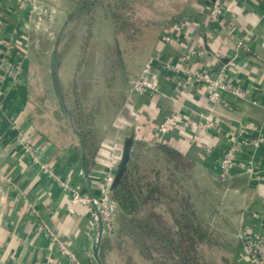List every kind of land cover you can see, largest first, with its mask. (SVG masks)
Segmentation results:
<instances>
[{"label": "crops", "instance_id": "crops-1", "mask_svg": "<svg viewBox=\"0 0 264 264\" xmlns=\"http://www.w3.org/2000/svg\"><path fill=\"white\" fill-rule=\"evenodd\" d=\"M181 2L179 10L167 16L166 27L160 29V37L152 48V56L157 63L175 66L173 69L163 68L162 71L166 77L161 80L160 89L168 96H134L128 89L113 121L110 120V128L100 136L93 165L86 172L82 166L78 141L70 134L56 136L51 131L46 115L37 112L35 97L40 92H46L38 90L32 81L27 56L23 58V70L15 76L17 80L6 71V67L18 58L19 46L25 43L22 36L26 32L20 28V24H24L27 16V9H23L25 5L21 4V0L15 4H7L6 1L4 8L7 11L0 14V264H73L60 253L42 223L48 225L69 246L82 264H97L92 248L99 227L94 223L88 208L82 203H71L69 188L59 185L49 173L32 162L16 138L19 131L31 134L41 154V162L54 175L87 197L101 194V182L110 156L114 152L119 154L128 135H132L131 151L133 141L144 143V146L156 143L171 146L192 163L189 171L190 187H193L194 182L199 185V179H205L209 193L219 201L210 208L211 224L218 226L224 217V221L234 227L235 248L229 254L230 264H249L238 232L243 229L264 231V182L233 170L226 179L237 178L235 185L226 184L216 189L212 184L217 179L216 159L229 134L240 126L255 133H264V0ZM212 2L223 7V13L214 22L207 17ZM39 15H43L40 10ZM71 22L58 46L57 78L60 86L65 80L59 71L62 66L75 68L77 65L69 56H73L70 47L79 32L78 18L72 16ZM165 34H169L173 40L161 42L160 38ZM244 37L249 49H238V58L234 60L230 71L232 80L247 90L255 102L227 97L230 104L226 107L216 106L213 113L218 124L216 129L201 132L195 139L196 130L191 124L194 121L188 115L189 127L180 125L171 134L159 138L156 127L162 112L176 109L185 115L189 110H210L203 87L178 86L177 82L184 78L183 70L219 68L220 64L228 63L234 55L235 40ZM186 50L194 53L181 64V57ZM176 64L183 70H179ZM48 73L51 76L49 70ZM27 83L32 85V92L27 89ZM50 87L55 96L52 80ZM46 97L50 98L48 94ZM239 157L240 161L251 160L256 169L264 173V144L258 149H243ZM159 211L163 220L170 224L164 206ZM115 213L118 210H114ZM107 237L104 234L102 236L99 258L102 241ZM116 250V245L105 247L101 262L109 264V258L117 257Z\"/></svg>", "mask_w": 264, "mask_h": 264}, {"label": "trees", "instance_id": "trees-1", "mask_svg": "<svg viewBox=\"0 0 264 264\" xmlns=\"http://www.w3.org/2000/svg\"><path fill=\"white\" fill-rule=\"evenodd\" d=\"M85 1L88 7L79 9L76 15L87 14L88 37L91 26L96 22L95 11L98 7L108 12L116 35L123 34L129 41H135L137 35L147 33L148 29L164 28L168 22L167 17L138 19L133 16V12L129 16L126 15L125 10L134 9L132 0ZM121 9L124 11L121 12ZM178 10L176 6L171 12L176 13ZM62 37L63 33L60 40ZM115 55L113 63L104 69L106 72L104 81L107 87L114 79L115 70L118 66H122L118 47ZM81 64L86 66L87 63L84 64V61L79 63L77 71ZM51 65L56 69L57 86L66 112L62 111L57 99L52 104L43 92L36 95L35 108L37 112L46 115L50 121L51 131L56 136L70 134L75 141H78L82 166L88 172L93 165L100 141V132L95 126L97 115L100 113L98 108L100 97L97 98V102L87 107L83 96L88 97L89 92L84 95L79 92L78 80L71 82L72 94L69 97L64 93L57 78L58 50ZM27 89L32 92V85L27 83ZM122 100L123 97L120 104ZM120 104L117 105V109ZM67 113L71 116L78 135L72 132ZM191 167L192 163L169 145L156 143L152 146H144V143L133 141L127 169L119 181L111 187L114 210H118L122 222L132 231L133 242L142 256L153 264H230L229 254L235 248L234 227L224 221L222 216L218 226L211 224L207 219L205 210L199 203V193L202 192L205 197L208 195L212 197L208 204L210 208L219 201L195 182L192 184L193 187H190ZM237 180L235 177L216 179L212 185L219 189L226 184L235 185ZM161 206H164V211L170 217V224L163 220L159 211ZM107 246L105 239L101 244V259H103L102 250Z\"/></svg>", "mask_w": 264, "mask_h": 264}, {"label": "rangeland", "instance_id": "rangeland-1", "mask_svg": "<svg viewBox=\"0 0 264 264\" xmlns=\"http://www.w3.org/2000/svg\"><path fill=\"white\" fill-rule=\"evenodd\" d=\"M6 1L7 4L9 2L10 4H15L17 0H0V14L3 11H7L4 8ZM39 1L40 3L37 0H27V4L29 2L33 7L29 8L30 11L25 18L26 20H24V24H20V28L26 32L22 38L27 44L25 53H27L26 56L29 60L31 79L37 85L38 90L45 91L49 95L50 98L48 100L54 104L56 96L53 95L51 90V76L48 73L52 62V47L66 15L75 11L82 0ZM132 3H134V9L132 11L131 9L125 10L126 15L129 16L133 12V16L138 17V19H143V17L159 19L170 15L171 11L175 10V7L182 2L181 0H132ZM41 4L43 5L42 7H40ZM120 8L118 7V9ZM12 10L8 11L14 12ZM39 10L43 15H39ZM120 11L123 12L124 10L121 9ZM95 15L96 22L91 26L90 36L88 37L89 34L87 35L86 33L88 30V26H86L87 14L82 13V16H79L75 13L74 18H78L79 22L77 26L79 32L74 44L71 46L72 49L70 47L73 56H69V58L77 63L75 65L76 69L72 66L66 68L62 66L59 71L65 79L61 87L69 97L72 94L71 82L74 80L79 81L80 90H78L79 92L81 91V94L84 95V93L89 92L88 97L82 95L87 107L97 102V98L100 97V101H98L100 103L98 107L100 113L97 115L95 126L99 129L101 136L104 131L110 128V120L113 121L121 98L123 97L124 99L126 97L125 93L130 89L132 82L140 76L145 63L150 57L154 58L152 56V48L156 39L160 37V28L148 29L147 33L137 35L135 41H129L125 39L123 34L116 35L109 14L104 8L98 7ZM35 16L37 17L36 19ZM71 21L72 18L67 25L68 29L72 24ZM48 26L51 28L48 29ZM66 33L64 36H66ZM61 41L63 40H60L59 44ZM117 47L122 58V66H118L115 70L114 79L111 85L107 87L104 81L106 73L104 69L113 63ZM82 61L87 64L86 66L81 64L79 71H77L78 64L82 63ZM198 181L202 189L208 190V184L205 179H199ZM198 198L199 203L205 210V216L210 219L212 215L208 204H210L211 196L205 197L200 192ZM121 219L120 213H115L112 232L110 235L104 234L108 236L106 239L108 245H116L118 250H116L117 257L115 259L109 258L108 263L153 264L142 256L139 248L133 242L132 231Z\"/></svg>", "mask_w": 264, "mask_h": 264}, {"label": "built area", "instance_id": "built-area-1", "mask_svg": "<svg viewBox=\"0 0 264 264\" xmlns=\"http://www.w3.org/2000/svg\"><path fill=\"white\" fill-rule=\"evenodd\" d=\"M21 4L25 5L23 9H27L28 13L30 11L29 8L33 7L29 4V2L27 4V0H21ZM27 11L26 14L28 15ZM222 13V5L212 2L208 7V20L214 22ZM172 40L173 39L169 34L162 35L160 38L161 42H171ZM19 48L20 50L18 49L19 51L17 52L18 58L15 59V62H13L12 65L6 67L7 73L14 78L23 70L22 62L23 58L26 56L25 50L27 48V44L23 43L19 46ZM235 48L236 50L234 55L230 57L229 62L226 64H220L219 68L214 70L210 68H189L187 70H183L179 67V64H176L179 70L184 71V78L177 82L178 86L180 85L182 87H186L188 85L203 87L205 91V98L210 104V110L208 112H191V110H189L188 114L186 113L185 115L176 109L172 112H162L156 127V134L159 138H164L166 135L171 134L175 128L180 125L183 127H189L190 121H188V115H190L194 121L191 124L196 130L194 135L195 139L201 132L203 133L216 129L218 124L213 116V113L216 106L226 107L230 104L228 101L229 98L227 97H231L232 99L251 100L252 102H255L247 90L243 89L232 80L230 71V67H232L234 60L238 58V49H249L246 43V38H237L235 40ZM193 53V51L189 50L184 51V54L181 57V64L182 61L188 59ZM154 59L155 57L150 58L145 63L140 76L132 82L130 86V92L132 95L141 96L156 94L161 97L168 96L167 93L160 89V82L166 77L163 75L162 71L163 68L173 69L175 66L164 65L160 62L157 63V60ZM15 79L17 80V78ZM16 138L22 145L24 151L30 155L33 163L38 164L44 172L49 173L59 185L64 188H69L71 192V203H82L88 208L96 226H98L99 223L98 214L100 215L103 234L110 235L114 227V203L110 201V187L114 179L119 154L114 152L110 156V160L107 163L103 180L101 182V194L97 197H87L80 195L76 189L68 186L66 181H63L57 175H54L51 169L41 162V154H39V150L35 147L34 141L32 140L33 137L30 133L19 131ZM263 144L264 133H255V131L248 129L245 126H240L235 132L229 134L226 138L224 148L216 159L215 177L217 179H226L231 175L233 170H236L243 174H247L253 180L264 182V173L256 169L251 160L244 162L240 161L239 157V154L243 151V149L247 147L258 149ZM69 210L72 211V209ZM42 225L51 241L57 245L58 250L63 256L68 258L73 264H82L81 260L73 253L69 246L60 240L58 235L53 233L48 225L45 223H42ZM238 238L242 243V248L247 255L249 264H264V231L251 232L243 229L238 232Z\"/></svg>", "mask_w": 264, "mask_h": 264}, {"label": "water", "instance_id": "water-1", "mask_svg": "<svg viewBox=\"0 0 264 264\" xmlns=\"http://www.w3.org/2000/svg\"><path fill=\"white\" fill-rule=\"evenodd\" d=\"M86 7H88V4L86 3L85 0H83L79 4L78 8L75 11L69 12L66 15L65 20L62 23V25H61L60 29L58 30V33H57V35L55 37V41H54V44H53V47H52V60L55 59V57H56V52H57V49H58V44H59V41H60L61 34L65 31V29H66L68 23L70 22L72 16L79 9L86 8ZM50 75H51V80H52V84H53V91H54L56 99H57V101L59 103V106L62 109V111L66 112V108L64 106V101L62 99L61 93L59 92V89H58V86H57L56 69L52 65H51V68H50ZM67 116H68V119H69V122H70V125H71L72 132L78 135V130L74 126V124L72 123L71 116L68 113H67ZM131 148H132V135L130 134L123 141L122 148H121L120 153H119L117 167H116L115 174H114V179H113L111 187L114 186L119 181L121 175L127 169V164H128V161H129L130 155H131ZM111 187H110V201L113 202V200L111 198ZM98 221H99V223H98L99 231H98L97 240H96V242H95V244H94V246L92 248V253H93V258L95 259L97 264H103L101 262L100 258H99V255H98L100 243H101L102 236H103L102 224H101V221H100V215L99 214H98Z\"/></svg>", "mask_w": 264, "mask_h": 264}]
</instances>
